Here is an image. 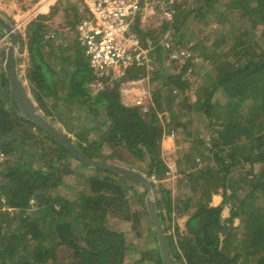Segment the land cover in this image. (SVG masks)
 I'll list each match as a JSON object with an SVG mask.
<instances>
[{
  "label": "trees",
  "instance_id": "16d2710c",
  "mask_svg": "<svg viewBox=\"0 0 264 264\" xmlns=\"http://www.w3.org/2000/svg\"><path fill=\"white\" fill-rule=\"evenodd\" d=\"M181 1L175 5L173 20H164L158 30H145L140 22L134 25L145 45L153 43L156 46V58L160 60L167 52L162 44L163 35L170 28L180 31L187 16L213 20L216 11V15L222 18L240 11L254 27H263L260 34L255 32L259 41L256 42L259 46L256 44L255 47L250 38L247 41L243 38L231 41L229 47L222 50L221 46L230 40L229 34L213 35L212 45L217 47V51L227 55L230 51L232 55L224 62L212 63L216 82H213L212 89L206 90V96H199L196 101L186 94L192 87L191 82L184 80V74L195 64L200 66L196 56L187 60L180 72L155 74L157 83L151 91L152 102L146 112L139 105L124 103L120 82L107 84L94 94L90 84L93 82L92 74H95L88 56L80 52L75 44L76 37L70 36L67 44L56 39L45 14L31 20L26 27V36L20 47V50L28 49L26 77L38 108L44 112L50 113L46 96L57 97L63 84L69 100L81 101L95 113L96 118L105 117L102 121L108 126L100 138L83 137V133H77L82 138L77 140L66 136L93 158L139 169L152 179L155 189L160 184L158 181H162L170 171L161 149L165 128L174 123L181 124L176 117L172 121L170 116L179 112L183 119L193 113L200 114L210 128L215 122L218 127L210 134L209 147L204 145L207 141L201 139L200 145L204 148L196 147L193 153H185L187 171L181 166L183 158L177 161L178 172H181L190 192L189 199L182 201L184 206L178 201L175 207L170 191L160 188L157 206L172 263L264 264V0H196L195 7L188 12H185L186 7ZM73 10L76 12L72 26L75 30L88 15L80 13L76 7ZM0 31H4L1 25ZM173 39L174 35L170 40L173 45L183 44L181 41L173 42ZM196 45L190 49L197 56L215 59L218 54L215 49L205 51V48L199 55ZM20 61L17 55L18 70ZM172 65L179 67V63ZM137 71L141 69L133 66L129 78H134ZM218 89H222L227 98H237L238 106L233 107L230 102L226 104L229 109L218 107ZM10 96L9 74L2 66L0 154L6 158L0 161V264H163L157 234L156 241L151 237L140 257L129 261L131 251L125 233L109 224L114 219L124 220L132 222L136 228L140 212L132 208V201L139 199L145 205L147 189L142 187L144 192L138 194L139 190L134 187L139 184L130 178L75 160L76 157L62 144L22 115L17 104L13 107ZM33 126L36 131H32L28 138L36 141L39 134L42 135L38 144L42 145L44 153L40 157L48 159L51 156L44 162L47 169L37 168L27 159L16 156L20 151L15 134L23 132L17 130ZM94 128L99 129L100 126ZM48 140L53 144L47 147L49 149L44 148ZM201 155L203 158L207 155L210 160L198 168ZM133 157L139 161L147 160V168L132 162ZM70 158L78 162L76 168L79 170L88 168L94 171L88 176L81 175L84 187L75 197L58 194L62 185L75 189L63 178L65 173L77 171L70 167ZM245 163L251 164L249 173L241 171V167L245 169ZM256 163L262 164L257 173L253 168ZM214 194L222 196L220 204H213ZM32 199L36 204L31 202ZM34 204L38 214L27 215ZM5 205L7 207L3 208ZM164 207L169 218L176 208L185 210L186 229L181 231L176 226L177 238L168 231ZM8 208L14 210L12 215ZM236 220L239 224L234 227ZM233 229H237L238 235L242 231L241 235L237 236ZM63 246L73 257L68 262L59 258L58 251Z\"/></svg>",
  "mask_w": 264,
  "mask_h": 264
},
{
  "label": "rangeland",
  "instance_id": "374dc122",
  "mask_svg": "<svg viewBox=\"0 0 264 264\" xmlns=\"http://www.w3.org/2000/svg\"><path fill=\"white\" fill-rule=\"evenodd\" d=\"M0 0V15L5 18L8 22L11 23L13 27L16 28V31L21 33L22 37L25 38L26 36V27L28 23L37 18L41 14L48 15L47 23L52 29L53 32H55V38H59L68 43L69 37L72 36L76 37L75 44L78 45L80 48V52L82 54L85 53V47L81 44L80 40L78 39V32L77 28L73 29V22H74V16L75 11L73 10V7H76L77 10L82 14H85L87 16L88 10L85 7V4L81 0ZM187 1V2H185ZM195 1L196 0H183L182 5L183 7H186L185 12H188L191 10V8L195 7ZM224 0H222L223 2ZM46 2L48 3V6L46 7L47 10H44L43 7ZM51 2V3H50ZM221 2V3H222ZM72 6V7H71ZM221 5H218V8H220ZM222 7L221 9H223ZM217 13V11H216ZM213 14L214 19H202L200 17L195 18L194 15L187 16L185 19L184 24L181 25L180 31H174V29L171 30L172 35H174L173 42L179 43L180 41L183 42L181 44L185 47H192V45H196V52L200 55L201 52H204L203 49L208 51H217V47L215 45H212V37L215 34H220L222 32L228 33V38L230 39L228 43L224 44V46H221L220 48L222 50H226L229 47V43L231 41H236L239 39L245 38L246 41L248 38H250L251 43L256 46V33H259L262 31L263 27L261 25H258L254 27L252 23L250 22L249 18L243 17L242 12L237 11L230 16H225V18H222L220 15ZM218 14V13H217ZM217 16H220L219 18ZM217 17V19H215ZM164 19L162 17H156L152 20H146L143 25L145 30H151L155 31L158 30V27L163 24ZM250 22V23H249ZM50 31V33H53ZM256 32V33H255ZM255 33V34H254ZM182 34L185 35V37H182ZM63 38V39H62ZM255 40V41H254ZM259 42V41H258ZM11 44L10 38L7 36L6 31H0V72L2 70V66L5 68V62L7 57V51L8 47ZM229 44V45H228ZM257 46H259L257 44ZM21 47V45H20ZM20 47L18 48L17 55L20 57L22 61H20L19 64V75L27 85L30 94L32 95L33 99H35L34 94L31 91L30 85L28 81L25 79L26 74V68L28 63L26 62V52L28 49L25 47V49L20 50ZM221 51V50H220ZM218 54L214 58H204L202 56H195L197 57L196 61H199L198 64L200 66H197V64L194 65L188 72L184 74V80L191 82V87L187 90V95L191 98L192 101H196V99H199L200 97L206 96V90L212 89L213 82H216L214 76L215 72H213L214 65L212 63L216 62H224L225 59H229L232 54L228 51V55L220 54L219 51H217ZM230 54V55H229ZM87 57V56H86ZM28 61V60H27ZM156 64L154 66V69H152L151 72H145V75L147 77V82L145 85L149 84L147 86L150 91L156 86L157 78L155 76H160L161 73H173V72H180L182 71V66L186 62H182L183 64H179V67L174 68L172 64H169L165 59H158L155 56ZM194 69V70H193ZM140 72V71H139ZM137 72L136 74H140ZM163 74V75H164ZM138 76V75H137ZM216 77V76H215ZM92 84H90V90L95 94L99 91L97 86L95 85V81L97 77L92 74ZM149 82V83H148ZM107 84H104L105 87ZM102 89V88H101ZM197 89V90H195ZM200 94H199V93ZM217 106L222 107L223 109H229L226 107V104H229L232 102L233 107H237V98L229 97L227 98L225 96V92L222 89L217 90ZM152 94V92H151ZM166 94H169V92H166ZM49 112H44L41 108L40 111L47 116V119L52 122L57 128H59L65 135L72 138L73 140H77L78 136L77 133H83V137H90L91 139H97L100 138L106 127L108 126V123L104 124L105 122L102 121L105 117L102 118H96L95 113H92L87 105H84L81 101H71L67 98V91L64 90L63 84L60 85L58 89V95L57 97H47L45 98ZM37 102V100L35 99ZM38 104V102H37ZM39 106V105H38ZM100 110V109H99ZM102 110V109H101ZM100 110V111H101ZM192 112V111H190ZM163 113H160V116H162ZM192 114V113H190ZM175 116H170V119H173L172 121H180V125L178 124H172L171 126H167L164 131V135L162 138V157L166 161V163L170 166V171L166 173V176L162 181H158L157 187L153 186V198L155 201L161 196L160 188H165L170 191V194L172 196L174 206L175 203L178 201H181L180 204H182V201H185L187 198L189 199V188L186 184V181L184 178L182 179L181 172H178V166L177 161L183 158V164L181 165L183 169L187 171V164H186V158L185 153L186 152H192L195 151L196 147H202L204 148V145L209 147L208 141L209 137L214 132V130L218 127L215 122L213 123L212 127L210 128L207 125V122H205L204 119L200 118V114L193 113V115L187 116L186 118L179 117L182 115L179 112H176V114H173ZM242 115V114H240ZM164 116H162L163 118ZM169 117V116H168ZM218 117V116H217ZM164 119V118H163ZM185 122V125L182 124V122ZM215 121V120H214ZM98 125L100 126L99 129H95L94 127ZM209 127V128H208ZM17 131H23L18 132L15 134V139H17V144L19 147V151L17 152V157H22L24 159H27V161H30L33 163V166L35 165L37 168H43L47 169L46 162L47 160L51 159V156L49 158H41L40 155L44 153V150L42 149V145L38 144V141L40 140V137H42L41 134L36 138V141H33L32 139H29L30 134L32 131H36L35 127H31L30 129H18ZM83 131V132H82ZM88 131V132H87ZM81 138V137H80ZM82 139V138H81ZM201 139H205L206 144L200 145ZM204 141V140H203ZM52 144V141L48 140L46 141V146L44 148L49 147ZM197 148V149H198ZM49 149V148H47ZM196 149V150H197ZM193 150V151H192ZM46 152V151H45ZM15 152L13 153V155ZM20 155V156H19ZM194 156V154H193ZM202 156V155H201ZM199 157V163L197 164V167L200 168L203 166L204 163L210 160L209 157L203 156ZM207 157V158H206ZM3 158H6V156H3ZM72 158V157H71ZM72 161L70 164V167L73 170H77L75 173H69L64 175V179L68 184H71L75 186L74 190H71L66 185H62L59 188L58 194L60 193L63 195H71L75 197L79 189L83 188L84 185L81 184L80 177H82V174L90 175L94 173V171L85 168L84 170H79L76 168L78 165V162L75 161L77 158L71 159ZM134 158V159H133ZM130 160L136 161L138 166L141 168H147L148 161H139L137 158L133 157ZM185 159V160H184ZM2 161V160H1ZM79 161V160H78ZM80 162V161H79ZM81 163V162H80ZM203 163V164H202ZM84 164V163H83ZM206 164H204L205 166ZM260 163H256L253 168L254 171L257 173L261 170ZM203 166V167H204ZM251 164L245 163L243 169L241 167V171H247L249 170V167ZM136 170H139L137 168H133ZM79 170V171H78ZM82 171V172H81ZM249 173V172H248ZM252 174L250 173V177ZM150 180H152L150 178ZM136 185V184H135ZM77 186V189H76ZM135 189L139 190L137 193H143L144 189L142 186L136 185L134 187ZM189 193V194H188ZM213 193V192H211ZM213 204L217 205L220 204L222 201V196L219 194H214L212 197ZM135 199L132 201V208L135 210H138L140 212V220L136 224V228H134V225L132 222L127 221H119L117 219L111 220L109 222L110 226H114V228H117L118 230L125 233L126 238L128 240L129 244V251H131V255L129 258V261H134L135 258L140 257L142 254V251L146 249V244L150 243V238L153 237L155 240L156 230L154 227V224L148 214L147 208H146V202L145 205L141 203V200ZM177 200V201H176ZM176 201V202H175ZM32 203H35L33 200ZM36 204V203H35ZM34 204L33 208H30V211L26 212L27 215L36 216L38 214L36 210V205ZM184 206V204H182ZM7 205H5L3 208H6ZM176 207V206H175ZM164 212L166 219L165 223L168 227L169 233H174L175 236V227L179 226L181 231H184L186 229V213L185 210L180 211L181 209H175L172 217L169 218L167 214V209L164 207ZM162 209V211H163ZM8 210L11 212V215L13 213V209L8 208ZM226 213L229 214V211H226ZM112 219V218H110ZM239 224V220H236L234 222V227H236ZM171 226V227H169ZM233 231H235L233 229ZM228 234V232L226 231ZM237 233L236 235H241L242 231L237 232V229L235 231ZM156 241V240H155ZM153 243V242H152ZM156 245V243L154 244ZM66 246L59 248V258L62 261L68 262V260L72 259V254L70 252H66Z\"/></svg>",
  "mask_w": 264,
  "mask_h": 264
},
{
  "label": "built area",
  "instance_id": "2783aa9c",
  "mask_svg": "<svg viewBox=\"0 0 264 264\" xmlns=\"http://www.w3.org/2000/svg\"><path fill=\"white\" fill-rule=\"evenodd\" d=\"M83 1L89 14L79 23L77 32L97 77L94 86L100 90L104 84L120 82L124 103L128 106L139 105L146 112L152 95L147 87L149 84L145 85L148 75L144 73L154 69L156 46L153 43L145 45L140 34L134 30V25L140 22L143 26L146 20L156 17L172 21L178 0ZM171 30L168 29L162 37V44L167 49L164 59L169 64H183L195 57L190 48L175 46L170 42L173 37ZM133 66L141 71L138 76L129 78ZM3 159L0 154V161Z\"/></svg>",
  "mask_w": 264,
  "mask_h": 264
},
{
  "label": "water",
  "instance_id": "95a60500",
  "mask_svg": "<svg viewBox=\"0 0 264 264\" xmlns=\"http://www.w3.org/2000/svg\"><path fill=\"white\" fill-rule=\"evenodd\" d=\"M0 25L4 28L7 36L11 40V44L9 45L7 51L5 69L10 78V101L12 106L16 107L15 104H17L22 115H24L27 119L34 121L40 128L49 133L56 141L62 144L74 157L85 165L114 171L130 178L137 184L147 189L148 192L145 199L146 208L156 230L160 251L162 253L163 264H173L163 223L159 216L157 201L153 198V185L151 180L139 170L120 164L104 162L89 156L74 141L70 140L59 128L52 124L47 117H45V115L38 108L37 102L30 94L27 85L19 75L17 51L23 42V37L21 33L17 32L16 28L1 15Z\"/></svg>",
  "mask_w": 264,
  "mask_h": 264
},
{
  "label": "crops",
  "instance_id": "0c3cea01",
  "mask_svg": "<svg viewBox=\"0 0 264 264\" xmlns=\"http://www.w3.org/2000/svg\"><path fill=\"white\" fill-rule=\"evenodd\" d=\"M52 1H53V0H52ZM52 1H51V2H52ZM51 2H50V3H51ZM48 3H49V2H46V3H45V5H44V7H43L44 10H47L46 7L48 6ZM28 55H29V54H28V51H27V52H26V55H25L27 59H28V57H27ZM137 72H138V71H137ZM137 75H138V74H137ZM137 75L135 74V77H136ZM24 77H25V79L28 81V79H27V77H26V74H25ZM28 83H29V81H28ZM29 85H30V84H29ZM33 200H34V199H32L31 202H32ZM34 201H35V200H34ZM29 211H30V209H29ZM121 221H124V220H121ZM124 222H125V221H124Z\"/></svg>",
  "mask_w": 264,
  "mask_h": 264
}]
</instances>
